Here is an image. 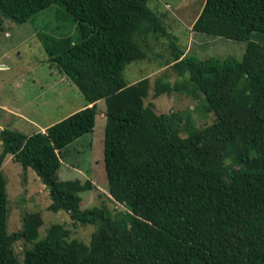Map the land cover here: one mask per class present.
<instances>
[{"label":"trees","instance_id":"16d2710c","mask_svg":"<svg viewBox=\"0 0 264 264\" xmlns=\"http://www.w3.org/2000/svg\"><path fill=\"white\" fill-rule=\"evenodd\" d=\"M148 1L0 0L1 18L16 24L64 7L80 41L62 39L63 50L49 54L91 105L44 133L1 130L0 169L10 156L48 189L50 211L96 226L88 245L70 239L59 224L38 240L42 219L34 213L9 235L0 171V264H264V0H204L191 31L247 46L240 60H199L177 50L173 68L187 74L215 116L185 138L179 115L144 106L147 78L124 80L125 67L145 58L138 39L169 38ZM254 33L263 42L252 41ZM184 87L158 80L154 96ZM101 100L107 191L124 207L113 216L104 207L80 209L79 194L94 188L91 181H57L63 151L92 132ZM18 239L32 244L22 263L12 248Z\"/></svg>","mask_w":264,"mask_h":264},{"label":"rangeland","instance_id":"374dc122","mask_svg":"<svg viewBox=\"0 0 264 264\" xmlns=\"http://www.w3.org/2000/svg\"><path fill=\"white\" fill-rule=\"evenodd\" d=\"M203 3L204 0H149L148 8L159 18L169 38L160 35L157 39H138L145 58L131 62L123 72L124 80L130 84L148 79L149 94L144 99V106L152 105L157 114L179 115L183 120L180 131L182 138L193 130L211 125L215 116L208 112L203 96L186 81L187 74L179 76L173 68L177 50L185 57H196L199 60H224L227 57L240 60L247 46L246 41L192 32L191 24ZM62 39H70L72 44L80 41L77 26L60 4L37 13L24 24H16L0 16V66L8 67L0 70V131L7 129L29 136L83 107L85 100L79 90L51 61L49 51L55 50L58 53L63 50ZM251 40L261 43L263 37L254 33ZM158 80L171 85L179 82L180 87L183 84L186 87L181 91H172L169 95L155 97L154 87ZM59 90L62 96H59ZM96 110L92 132L68 146L66 152L63 151L57 181L79 180L82 184L91 181L94 188L79 194L80 209L104 207L113 216L124 211V207L113 202L107 191L103 162V100L98 102ZM15 112H19L24 119L14 115ZM0 171L6 179V224L9 235L22 230L21 220L25 214L37 213L42 219L38 240L45 236L51 225L59 224L69 230L70 239L89 244L96 226L75 224L67 213L50 211L48 189L33 170L24 171L9 158L5 159ZM31 246V243L21 239L13 242V251L21 263L25 251Z\"/></svg>","mask_w":264,"mask_h":264},{"label":"crops","instance_id":"0c3cea01","mask_svg":"<svg viewBox=\"0 0 264 264\" xmlns=\"http://www.w3.org/2000/svg\"><path fill=\"white\" fill-rule=\"evenodd\" d=\"M196 19V18H195ZM194 22V21H193ZM193 22H192V24H193ZM191 24V25H192ZM192 27V26H191ZM8 67H5V66H0V70L1 69H7ZM17 86H21L20 84H18ZM56 88V86L55 87H52V89L54 90ZM59 88V87H58ZM59 92V96H62V92H60V90L58 91ZM99 102V101H98ZM98 102L96 103V107H97V104H98ZM91 105H87L86 103L85 104H83V107L81 108V109H83V108H85V107H90ZM80 109V110H81ZM79 111V110H78ZM77 112V111H76ZM75 113V112H74ZM14 115H16V116H18V117H20V118H22V119H24V117L21 115V114H19V112H15L14 113ZM71 115V114H70ZM65 119V118H64ZM33 123V122H32ZM57 123V122H56ZM51 125H49V126H45V127H43V128H41V131L40 132H42V133H44L45 131H46V129L48 128V127H50ZM34 134V133H33ZM88 134H90V133H88ZM28 136V135H27ZM80 139V138H79ZM77 141V140H76ZM75 143V142H74ZM73 144V143H72ZM9 158H11L10 156H8L6 159H9ZM61 167V166H60ZM60 169V168H59ZM57 176H58V174H57Z\"/></svg>","mask_w":264,"mask_h":264}]
</instances>
